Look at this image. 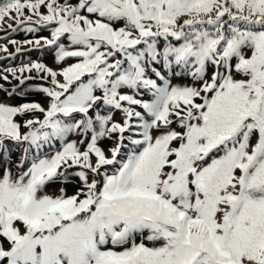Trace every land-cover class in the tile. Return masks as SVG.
<instances>
[{
  "label": "snow or ice",
  "instance_id": "snow-or-ice-1",
  "mask_svg": "<svg viewBox=\"0 0 264 264\" xmlns=\"http://www.w3.org/2000/svg\"><path fill=\"white\" fill-rule=\"evenodd\" d=\"M0 32L56 65L0 68V264H264V0H2Z\"/></svg>",
  "mask_w": 264,
  "mask_h": 264
},
{
  "label": "trees",
  "instance_id": "trees-1",
  "mask_svg": "<svg viewBox=\"0 0 264 264\" xmlns=\"http://www.w3.org/2000/svg\"><path fill=\"white\" fill-rule=\"evenodd\" d=\"M0 2H2V0H0ZM5 28H6V25H5ZM6 35H8L7 32H0V37L6 36ZM39 35L47 36L48 32L42 31L39 33ZM10 38H14L16 40L23 41V40L33 38V37H31L28 34L21 31V32H18L16 34H12ZM0 44H7V40L6 39H0ZM7 46H8L9 52L15 51L14 46H12L11 44H7ZM4 55H5L4 53H0V56H4ZM38 58L41 59L44 63H46L50 67H54V68L56 67V65L54 64V60H53V53L51 51H44V52L24 51L22 53V55H17L15 60H9V59L0 60V68H3L5 66H18L22 60L26 62L28 59L36 60ZM69 62H71V61H69ZM33 75H35V73H33ZM174 82L183 83V81H174ZM0 84H4L5 87L11 89L14 85L17 84V81L12 80L11 84H9L7 82L0 80ZM25 87H27V85H25ZM0 97L1 98L2 97L8 98V97H6V95L3 92H0ZM27 99L29 101L33 100V99H35L37 101H42V97H40V96H28ZM8 101H9V104H13V105L25 102L23 99H21L20 97H18L16 95H14L11 98H8ZM119 118H120L119 113H117L116 119L119 120ZM107 143L108 142H106V145H107ZM19 155H20V153L18 151L14 152L12 158L15 160L19 157ZM60 187H61V185H59V184H52L48 187L47 190L51 191L50 194L55 195V194H59L58 189ZM67 191H68V194L74 193L76 191V187L73 184H69L67 186Z\"/></svg>",
  "mask_w": 264,
  "mask_h": 264
},
{
  "label": "rangeland",
  "instance_id": "rangeland-1",
  "mask_svg": "<svg viewBox=\"0 0 264 264\" xmlns=\"http://www.w3.org/2000/svg\"><path fill=\"white\" fill-rule=\"evenodd\" d=\"M0 100H3L5 103H8L9 104V101H8V98H5V97H0ZM49 194L51 193V191H48ZM73 193H70L69 195H72Z\"/></svg>",
  "mask_w": 264,
  "mask_h": 264
}]
</instances>
